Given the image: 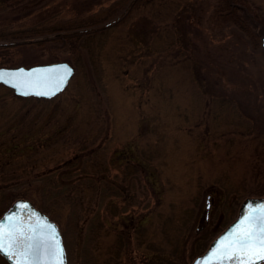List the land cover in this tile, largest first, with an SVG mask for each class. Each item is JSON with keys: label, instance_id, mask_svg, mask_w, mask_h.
Segmentation results:
<instances>
[{"label": "rangeland", "instance_id": "obj_1", "mask_svg": "<svg viewBox=\"0 0 264 264\" xmlns=\"http://www.w3.org/2000/svg\"><path fill=\"white\" fill-rule=\"evenodd\" d=\"M114 1L120 7L100 24L120 16L126 0H0V30L76 21ZM249 1L264 12V0ZM212 6L141 0L123 21L81 36L88 46L78 54L48 35L0 39L7 44L0 66L65 60L73 67L65 88L46 100L0 84V213L16 198L29 200L55 222L66 264H190L245 197L264 196V54L232 24L209 28ZM82 144L81 158L106 165L108 180L123 189L107 200L85 193L82 205L96 221L82 214L74 223L68 206L42 210L17 195V178L7 179L52 169ZM182 209L189 223L170 253L162 229L174 230ZM133 230L140 245L132 239L116 256ZM0 264L8 263L0 256Z\"/></svg>", "mask_w": 264, "mask_h": 264}, {"label": "trees", "instance_id": "obj_2", "mask_svg": "<svg viewBox=\"0 0 264 264\" xmlns=\"http://www.w3.org/2000/svg\"><path fill=\"white\" fill-rule=\"evenodd\" d=\"M129 1L130 0H126L121 15L115 18L111 24L123 21L131 12L132 7L136 6L141 0H133L128 5ZM120 5L121 1L120 3L119 1H114L108 7L92 13L83 19H75L76 21L68 20L63 22L60 21V23L52 22L27 29H14L9 31L0 30V39H19L29 35L39 37L48 35L51 36L49 39L62 42L67 48L78 54L81 47L87 49L88 46L84 40L80 41L81 36L88 38L103 33V31H105L111 24L104 25L100 23L105 22L115 12L116 6L120 7ZM206 21L208 27L211 29H217L232 24L245 35L252 49L257 48V46L260 45V35L264 33V12L258 5L249 0H213V6L207 15ZM97 23L98 26H94ZM87 38H85V40ZM90 39L92 40V38ZM36 42L41 44L44 40L38 39ZM5 45L7 44H0V47ZM22 98L26 100L33 99L36 101L44 99L30 96ZM56 140L57 139L51 140V143H54ZM60 144H64V142H61ZM38 145L42 144L39 143ZM35 146L33 148L27 146L26 149L35 151L37 148H35ZM85 146V144H82L76 147V152L67 158L61 159L60 157H56L54 160L55 165L52 169H47V171L42 170L40 172L20 170L18 173L9 175L7 179L17 178V181L19 182V187L16 192L17 195L27 197L37 207H42V210H45L43 207L48 209L49 207L62 208L68 206L74 212V217H72L74 223L75 220H77V216H82V214H85L83 219L92 217L94 220L96 216H93V214L87 215L89 207H84L82 205V199L83 196L86 195L85 193L90 197L98 196L101 199L103 198L104 200H107L109 196H123V189L122 186H115L112 179L108 180L107 176L109 175L106 170V165L99 160H96L93 157L89 158L86 155L85 158H81L82 155H79V152L84 149ZM26 152L27 151L21 150L19 154H32H26ZM132 160L133 158H127V161L133 164L134 160ZM17 163L20 165L28 164L22 161ZM125 174L126 173H124L123 178H125ZM110 208L108 209L109 213L111 215L116 214L115 212L118 210V207L113 205ZM120 210L123 209L120 207L119 211ZM189 216L190 214L188 211L182 209L179 216L180 221L176 225H174L173 221L174 230H169L168 232V229L165 227L162 229L165 244L163 250H168L167 252L173 253L175 246L177 245L176 241L179 240L177 238L178 235H175V233H181L182 230L187 227ZM166 218L171 219L168 216H166ZM121 236L122 235L118 233L117 241L122 239L123 236ZM139 238L140 234L138 235L134 230L132 231V235H130L129 232L126 233L122 242H119L118 244L119 248L117 247L115 253L116 256L122 250V246L126 243L129 244L132 239H134L135 245L139 246L141 243ZM146 248L161 249L162 246L158 247L155 244L151 245L147 242Z\"/></svg>", "mask_w": 264, "mask_h": 264}, {"label": "water", "instance_id": "obj_3", "mask_svg": "<svg viewBox=\"0 0 264 264\" xmlns=\"http://www.w3.org/2000/svg\"><path fill=\"white\" fill-rule=\"evenodd\" d=\"M133 0H130L128 5ZM109 23H104L108 25ZM260 47L264 54V33L260 35ZM73 67L65 60L38 63L30 66H0V84L9 87L12 92L21 97H35L48 99L61 92L67 85ZM61 79L63 82L61 83ZM58 89V90H57ZM37 92L53 93L49 95H36ZM28 93V94H24ZM261 197H245L241 202L240 210L231 224L221 231L200 254L196 255L190 264H219L218 260L213 258L225 237H230L240 226L241 221L248 216L249 210L264 206L258 203ZM242 210L244 212H242ZM30 214L33 219L28 223L22 221L23 215ZM23 225H27L26 230ZM0 231L7 236L4 243L6 248L0 251L1 255L14 252L12 264H66L64 248L61 241L59 230L54 221L36 209L33 204L24 198H16L6 209L0 214ZM23 233L27 237H32L31 241L18 245L12 243V237L16 234ZM32 247L29 249L28 244ZM62 249L61 257L55 256V250ZM231 255V252H229ZM247 264V261L241 258L239 252L236 253V260L225 259L223 264ZM261 261H257V264Z\"/></svg>", "mask_w": 264, "mask_h": 264}, {"label": "snow or ice", "instance_id": "obj_4", "mask_svg": "<svg viewBox=\"0 0 264 264\" xmlns=\"http://www.w3.org/2000/svg\"><path fill=\"white\" fill-rule=\"evenodd\" d=\"M62 82L63 79H61ZM35 94L49 95L54 94V92H37ZM20 237V239L12 237V243L22 245L26 241L33 239L32 237L24 236L23 233L20 234ZM6 238V234L0 231V251H4L6 248L4 243ZM31 247L32 244L29 243L28 248L30 249ZM229 252H231V255H229ZM237 252L241 254L242 259L247 261V264H257V261H264V206L249 210L248 216L241 221L237 230L230 237L224 238L221 247L213 253V258L218 260L219 264H223L225 259L236 260ZM54 254L57 257H61L62 249L57 248ZM236 264H240V262L237 261Z\"/></svg>", "mask_w": 264, "mask_h": 264}, {"label": "flooded vegetation", "instance_id": "obj_5", "mask_svg": "<svg viewBox=\"0 0 264 264\" xmlns=\"http://www.w3.org/2000/svg\"><path fill=\"white\" fill-rule=\"evenodd\" d=\"M256 197H261V198H264V196H256ZM15 200V199H14ZM13 200V201H14ZM13 201H11V202H13ZM11 202H10V204H11ZM264 202V199H262L260 202H258V203H263ZM9 204V205H10ZM8 205V206H9ZM240 205H241V203H240ZM239 205V207H238V210H237V213H236V216H237V214H238V212H239V210H240V206ZM4 210H2L1 211V213L3 212ZM242 212H244L243 210H242ZM0 213V214H1ZM33 219V217H32V215H30V214H25V215H23V218H22V221L24 222V223H28L29 221H31ZM234 220V219H233ZM232 220V221H233ZM231 221V222H232ZM231 222L230 223H228L227 225H226V227H224V229L225 228H227L230 224H231ZM23 227V229L24 230H26V228H27V225H23L22 226ZM224 229H222L221 231H223ZM220 231V232H221ZM25 236V235H24ZM17 239H20L21 237H20V234H16V236H15ZM17 245V244H16ZM20 245H18V247H19ZM14 252H15V250L14 249H12V251L11 252H9V253H7L6 255H1L0 254V256L2 257V259L5 261V262H7L8 264H12L13 263V259H14V257H15V255H14Z\"/></svg>", "mask_w": 264, "mask_h": 264}]
</instances>
